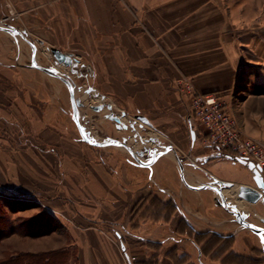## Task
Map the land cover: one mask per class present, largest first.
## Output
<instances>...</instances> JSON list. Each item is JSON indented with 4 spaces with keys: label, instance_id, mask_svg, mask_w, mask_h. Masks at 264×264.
Masks as SVG:
<instances>
[{
    "label": "rangeland",
    "instance_id": "374dc122",
    "mask_svg": "<svg viewBox=\"0 0 264 264\" xmlns=\"http://www.w3.org/2000/svg\"><path fill=\"white\" fill-rule=\"evenodd\" d=\"M168 1L152 11L149 9V21L141 20L135 12L130 18L132 27L139 24L141 32H148V36L153 39L162 41L164 38L170 44L162 47L159 43L154 56L162 54L165 64L173 66L175 70L171 69V79L175 75L179 79H172L173 84L168 92L154 96L133 95V63L128 60L121 62V56L116 57L114 54L120 49L113 41L117 39L115 32H111L100 46L89 49L74 45H64L63 48L51 46L26 30L25 25L16 20L14 9L5 11L0 7V24L14 26L25 36H13L0 30V154L14 149L8 136L17 133L28 137L31 133L30 128L7 125V120H12L15 112L26 117L35 114L37 119L43 120L55 118L53 125L56 121L67 141L59 142L57 147L42 139L43 170L46 167H59L57 183L64 189L66 180L62 172L65 171H61V168L64 170L67 164L71 167L70 151L74 146L79 148L78 152L82 148L89 150L85 166L106 168L109 172L107 177L122 191H128L127 180L115 176V173L122 166L136 168L137 199L135 192L134 197L133 193L131 195L132 202H135L131 219L133 231L138 230L144 221L162 223L156 217H164V214L161 215L163 206L170 204L173 207L171 212L176 214L179 209L177 205L183 210L187 202L196 205L198 202H210L214 208L227 212L235 221L231 210L218 205L215 199L220 197L218 190L223 197L224 190L235 189L240 185L257 188L253 173L246 166L225 158L204 161L211 153L203 146L205 132L193 117L190 104L194 92L188 87H194L197 93L215 94L241 130L255 135L257 139L264 137V0ZM125 2L122 0V3ZM146 22H149L151 30H147ZM123 34L121 32L120 37H126ZM194 38H200L205 45H183ZM56 50L65 54L64 60H61ZM103 51L114 55H99ZM155 57L151 59L153 62L158 59ZM198 59L203 64L208 60L202 66L208 70L207 73L216 77L226 76V85L210 93L197 91L194 81L182 74L180 68L189 63L194 64ZM40 66L71 82L76 98L82 102L78 108V119L74 115L69 86L60 78L40 70ZM89 89L95 91L88 94ZM102 95L106 96L105 100ZM101 104H104L103 109L96 111L95 107ZM109 104L113 106L111 110L107 107ZM110 115L119 116L121 122L111 120ZM138 115L145 116L151 125L138 119ZM80 127L93 136L97 134L96 138L100 141H112L106 146H94L84 140ZM134 142L141 146L139 151L145 153L143 160H150L153 151H158L161 156L148 165L139 163L123 145L127 144L133 149ZM28 145L30 142L25 144ZM167 147L170 150L166 153L164 150ZM61 151L66 152V158L61 156ZM178 160L185 168V180L181 177ZM156 167H162L160 174L155 172ZM131 185L133 187V180ZM201 186L209 187L194 189ZM44 187L48 190L49 185ZM67 196L65 189L50 196L47 192H31L29 196L18 198L0 192V231L5 237L0 244V261L18 254H35L21 251L22 247L27 243L33 248L35 242L46 240L51 230L65 229L68 221L65 217L71 214L65 208L55 207L52 202H65ZM126 196L129 198V191ZM236 197L244 204L242 209L237 206L240 212L249 213V221L264 230L261 221L264 218V204H250ZM151 198L157 201L153 207V217L143 219L140 226L136 227L137 211L141 216L144 210L142 202H149ZM150 203H147L146 208ZM47 228L50 233H45ZM118 229L123 231L121 227ZM112 236L113 242L119 243L115 232H112Z\"/></svg>",
    "mask_w": 264,
    "mask_h": 264
},
{
    "label": "crops",
    "instance_id": "0c3cea01",
    "mask_svg": "<svg viewBox=\"0 0 264 264\" xmlns=\"http://www.w3.org/2000/svg\"><path fill=\"white\" fill-rule=\"evenodd\" d=\"M162 3L164 5L169 1L126 0L122 3V0H0V7L5 11L14 9L16 20L24 24L34 37L51 46L74 45L89 49L100 46L111 32H115L117 39L113 41L120 46V51L116 50L114 54L116 57L121 56V62L128 60L133 63V95L154 96L168 92L173 84L172 79H179L178 75L171 79L173 66L165 64L162 54L154 56L155 47L159 43L162 47L170 44L164 38L162 41L159 38L153 39L148 36V32H141L139 24L132 27L130 18L135 12L141 20L149 21V9L152 11ZM146 24L147 30H151L149 22ZM121 32L126 37H120ZM199 39H189L183 45H205ZM100 54L103 57L114 55L107 51ZM154 57L158 58L155 62L151 60ZM178 59L181 60L180 57ZM204 64L198 59L194 64L184 65L180 72L192 79L200 92L210 93L226 85V76L216 77L207 73L208 70L202 67ZM17 114L15 112L12 120H7V125L27 127L31 133L27 137L13 131L15 134L8 136L14 149L0 154V192L18 198L29 196L31 192H47L50 196L65 189L68 194L65 202L54 200L52 203L71 214L65 217L68 220L65 229L52 231L43 242H35L33 248L26 243L21 251H64L69 256L68 264H264V240L250 230L241 228L227 212L219 211L210 202H198L197 205L187 202L183 210L178 204L179 209L170 221L159 224L144 221L138 230L133 231L131 219L135 202H132L131 195L133 193L134 197L135 192L137 199L136 168L122 166L115 173V176L127 180L128 198V191H122L107 177L109 172L106 168L85 166L86 156L89 159V150L86 148L78 152L79 148L74 146L70 151L71 167L67 164L64 170L61 168V171H65L62 173L65 174L66 183L64 189L60 188L57 183L59 167H46L43 170L41 161L42 139L57 147L59 142L67 141L56 121L53 125L55 118L43 120L37 119L35 114H30V117ZM25 141L30 142V145L25 146L28 143ZM209 151V156H212V151ZM65 153L61 151L63 158H66ZM161 170L162 167L155 168L158 174ZM45 171L47 173L43 174ZM43 184L49 185L48 190ZM112 232H115L119 243L113 242ZM217 238L222 239L221 245L228 241L222 248L225 252L221 257L213 258L212 254H215L217 248L213 247L212 250L210 247ZM131 257H135L136 261L131 262Z\"/></svg>",
    "mask_w": 264,
    "mask_h": 264
},
{
    "label": "built area",
    "instance_id": "2783aa9c",
    "mask_svg": "<svg viewBox=\"0 0 264 264\" xmlns=\"http://www.w3.org/2000/svg\"><path fill=\"white\" fill-rule=\"evenodd\" d=\"M193 90V117L205 132L203 146L216 154H230L248 164H254L264 181V138L248 136L215 94H201ZM131 262L136 258L131 257Z\"/></svg>",
    "mask_w": 264,
    "mask_h": 264
},
{
    "label": "water",
    "instance_id": "95a60500",
    "mask_svg": "<svg viewBox=\"0 0 264 264\" xmlns=\"http://www.w3.org/2000/svg\"><path fill=\"white\" fill-rule=\"evenodd\" d=\"M0 30L6 31L10 34H12L13 36L15 35H21L23 37H25L23 34V32H21L20 30H18L17 28H15L14 26H10L7 24H0ZM56 53L58 54V56L61 58V60L65 59V54H63L60 50H56ZM66 65H68V62L65 61L64 62ZM40 70L51 74L53 76H56L58 78H60L62 81H64L70 88V93H71V102H72V106L74 109V115L75 118L78 119L79 117V107L82 106V102L81 100H79L78 98H76L75 96V91L72 88V84L70 81H68V79L64 78L63 76H61L58 73L53 72L52 70H49L47 68L44 67H39ZM95 91V89H89L87 90V93L90 94L91 92ZM103 100L106 99V96L102 95L101 96ZM104 107V104H101V106L95 107L96 111H100L102 110ZM108 109H112L113 106L111 104L107 105ZM125 115V112L122 113V116ZM109 118L111 120L117 121V122H121V119L119 116H114V115H110ZM138 119H140L141 121L145 122L146 124L151 125V123L149 122V120L143 116V115H138L137 116ZM78 122V120H77ZM79 124V123H78ZM134 127V126H133ZM80 132L82 137L84 138V140L94 146H106L108 145L111 141L108 142H103L100 141L99 139H95L93 137V135L91 134V132L89 131H85V129L80 127ZM194 136V135H193ZM126 148L129 149V151L131 152L133 158L135 160H137L139 163L143 164V165H148L151 164L153 162H155L157 160V158L159 156H161V153H159L158 151H154L151 153V157L150 160L149 159H145L144 161L141 160L140 158H138L136 156V154L133 152V150L127 145V144H123ZM170 148L167 147L164 152H169ZM174 150V149H173ZM142 156H144L142 154ZM210 158H225V159H229L231 161L240 163L244 166H246L247 168H249V170L253 173V179L256 183V187H252L249 185H240L237 196L241 199L244 200L250 204H258V203H263L264 204V181L262 179V177L260 176L258 170L255 168L254 164L252 163H247L246 161L242 160V159H236L234 158V156L230 155V154H216V155H212V156H208L204 161L208 162ZM179 163V167L181 170V177L183 180H185V168L181 162V160H178ZM209 186H201V187H194V189H204V188H208ZM218 193L220 195V197L215 198L218 205L223 206L229 210H231L232 215L235 217V221L241 225L242 227L251 230L252 232L256 233L262 240H264V230L258 226H256L255 224L251 223L249 221V213L246 212H240V210L238 209L237 205L227 201L225 199H223L222 197V192L220 190H218ZM261 221L264 223V218H261Z\"/></svg>",
    "mask_w": 264,
    "mask_h": 264
},
{
    "label": "trees",
    "instance_id": "16d2710c",
    "mask_svg": "<svg viewBox=\"0 0 264 264\" xmlns=\"http://www.w3.org/2000/svg\"><path fill=\"white\" fill-rule=\"evenodd\" d=\"M149 202H151V203L146 208L147 203H149ZM149 202H145V203L142 202L145 212L143 210L141 216L138 215L139 213L137 211V213H136V219L137 220H136V224H135L136 227L140 226V223L143 219H149V218L153 217L152 213H155V212H152V211H153V207L155 206V204H157L156 203L157 201L155 200V198H151V200H149ZM172 209H173V207H171L170 204H168L167 206H163L162 210H161V215L164 214V217H156V219L158 221H162V222L170 221L175 214V213L173 214L171 212ZM150 210H151V212H150ZM171 213H172V215H171ZM53 230H51V232ZM38 231H41V230H38ZM48 231L50 233V230H48V228H47V230H45V233H47ZM2 232L3 231H0V244L5 239L4 234ZM38 233H42V232H38ZM221 241H222L221 238H217V239H214V241H212L213 244L211 245L210 249H212L213 247L217 248V250L215 251V254H212L213 258H220L221 255L225 252L224 250H222V248L225 247V242H227L228 240L224 241V243L222 245H221ZM231 241L233 242V240H231ZM228 247H229V245H228ZM68 263H69V256L64 251L54 252V253H41V254H38V253H35V254H31V253L18 254L15 256H10V257L5 258L4 260L0 261V264H68Z\"/></svg>",
    "mask_w": 264,
    "mask_h": 264
},
{
    "label": "bare ground",
    "instance_id": "6f19581e",
    "mask_svg": "<svg viewBox=\"0 0 264 264\" xmlns=\"http://www.w3.org/2000/svg\"><path fill=\"white\" fill-rule=\"evenodd\" d=\"M95 139H97L96 137H97V134H94V136H93ZM132 140H134V138L132 139ZM132 143V142H131ZM133 152L136 154V156L138 157V158H140L141 160H143L144 159V157H145V153L144 152H140L139 150L141 149V146L139 145V144H136L135 142H134V144H133ZM154 152V151H153ZM152 153V152H151ZM142 154L144 155V156H142ZM144 161V160H143ZM238 190H239V186H237V188H235V189H233V188H230V190L228 189V190H224V192H223V199H228V201H230V202H232V203H237L236 205L239 207V209H242V208H244V204H243V202L242 201H238V198L236 197V195H237V193H238ZM228 196L227 198L226 197H224V196Z\"/></svg>",
    "mask_w": 264,
    "mask_h": 264
}]
</instances>
